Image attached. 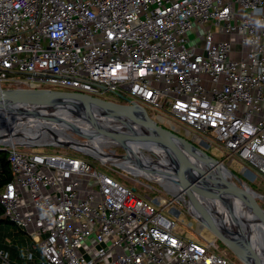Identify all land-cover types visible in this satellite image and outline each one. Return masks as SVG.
Masks as SVG:
<instances>
[{
  "label": "built area",
  "instance_id": "1",
  "mask_svg": "<svg viewBox=\"0 0 264 264\" xmlns=\"http://www.w3.org/2000/svg\"><path fill=\"white\" fill-rule=\"evenodd\" d=\"M16 89L112 93L264 181V0H0V91ZM3 149L0 223L29 234L42 264H232L88 159Z\"/></svg>",
  "mask_w": 264,
  "mask_h": 264
},
{
  "label": "bare ground",
  "instance_id": "2",
  "mask_svg": "<svg viewBox=\"0 0 264 264\" xmlns=\"http://www.w3.org/2000/svg\"><path fill=\"white\" fill-rule=\"evenodd\" d=\"M65 111L59 109L45 110V108H37L26 102H0V121L2 122L0 123V141L10 144L40 145L51 143L68 146L72 144V147H76H74L75 149L88 153L104 163H111L129 171L135 169L143 173L152 172L158 179L169 181L172 189L184 198L182 194L185 189H183V184L174 173V170L177 169L178 174L184 180V184H188V188H190L193 195L190 199L202 218H205L222 232H225L227 228L228 235L241 246L249 249L254 248L257 252L264 253V228L261 222L255 218L249 203H242L225 194L220 185L221 181L217 169H213L206 163L197 160L190 151L184 150L180 146H177L176 149H170L160 145L157 141L162 137L161 134L153 126L139 121L137 118L131 130L127 120L108 111H98V109L87 105L81 106L80 111H73L72 109ZM99 119L112 120L120 128L106 131L94 124L99 136L89 142L71 140L58 130L60 126H85L87 123ZM29 120L34 122L31 123ZM42 123L48 127H42ZM38 133L42 135L40 137L35 136ZM148 138H151L152 142H146ZM135 140H138L144 147L138 146ZM60 141H63V143H58ZM105 144L123 146L135 155L145 150L150 157L149 163H129L126 160L113 157L105 151ZM151 154L155 155L157 159L151 157ZM142 159L144 160L143 157ZM180 160L183 162L181 171ZM184 166H187V169ZM211 172L216 175L215 178ZM222 172L226 175L228 182L235 186L232 176L224 169H222ZM205 180H208L209 183L207 184ZM240 184L244 186L245 183L242 181ZM247 188L245 185V189ZM193 197L201 204L193 200ZM215 207L217 210H215ZM208 214L218 217L221 223L211 220ZM201 222L205 226L202 219ZM243 261L248 264H264V261L259 257H248L247 260L243 259Z\"/></svg>",
  "mask_w": 264,
  "mask_h": 264
},
{
  "label": "rangeland",
  "instance_id": "3",
  "mask_svg": "<svg viewBox=\"0 0 264 264\" xmlns=\"http://www.w3.org/2000/svg\"><path fill=\"white\" fill-rule=\"evenodd\" d=\"M212 31L215 32L219 38H224L223 36H221L222 34H219L221 30H218L215 26L212 27ZM107 98L114 102L124 101L123 99H120L118 96L112 93L108 94ZM149 113L150 115H155V112ZM33 122L34 121H32L31 123ZM0 123L2 122L0 121ZM174 123L176 122L174 121ZM94 124L100 126L106 131L108 129L120 128L117 123L112 120L99 119L94 122H89L85 126H60L58 130L61 133L67 135L71 140L89 142L93 139H97L99 136L94 128ZM42 125V127H48L44 123H42ZM158 125L160 124L158 123ZM180 134L183 136L185 135L184 129H181ZM135 142L138 146L142 148L144 147L138 140H135ZM58 143H63V141H60ZM70 145L68 146L64 144L42 143L40 145H36L35 147H28L23 145L21 146L24 147L26 150L68 154L71 156H78L88 159L91 164L98 170L112 176L128 188L134 189L136 194H138L139 196L143 198H149L155 203H161L156 204V206L159 210H163L164 214L169 215L171 219L175 221V233L177 235L183 236L184 238L190 241H194L201 245H207L209 243L215 242L216 247H213V251L225 254L232 264H246L231 248H229V246H227L217 236H215V234L212 233L206 225H202L201 220H199L193 215L187 201L181 196H179L172 189L169 181H162L158 179L156 175L152 172L143 173L135 169L129 171L111 163H104L88 153L75 149L76 147H72V144ZM213 145L214 146H212L209 150L208 148H204V150H206L210 155L214 156L219 161H224V165L227 166L236 176H238L245 183L243 186L244 188L246 185L255 193L263 196L260 197V202L264 207V181L260 177L257 178L256 181H254L252 178H249L243 173L244 167L247 165L237 160L231 162V159H226V154H223V152L217 149L215 143H213ZM104 149L107 154L118 159L126 160L129 163L147 164L150 160L149 154H147L145 150H143L142 153L135 155V153H131L128 150V154H126L125 149L119 145L105 144ZM1 155L2 154H0V168L3 169L4 159L8 160V154L4 153V156ZM142 157L145 161L142 159ZM151 157L157 159L156 156L153 154H151ZM184 168L187 169V166H184ZM232 180L236 187H240V181L235 180V178L233 177ZM186 198L188 200L189 196H187ZM189 200L193 205V210L197 214H199L195 204L192 202L191 199ZM164 201L165 203L174 201V204L171 207H175L176 209H178L181 212L180 215L177 217L175 215L169 214V208L163 207L164 204L162 203ZM198 203L201 204L199 201ZM215 210H217L216 207ZM208 216L211 218V220H214L215 222L219 221V223H221L218 217H215L211 214H208ZM225 232L226 234H229L227 228ZM40 251V247L33 241L31 236L25 233L21 228L17 227L15 224L6 223L0 226V253L3 254L4 259L10 262V264H42V256L40 255ZM4 259H0V264H6Z\"/></svg>",
  "mask_w": 264,
  "mask_h": 264
},
{
  "label": "water",
  "instance_id": "4",
  "mask_svg": "<svg viewBox=\"0 0 264 264\" xmlns=\"http://www.w3.org/2000/svg\"><path fill=\"white\" fill-rule=\"evenodd\" d=\"M0 102H8V103H21L26 102L30 105H33L37 108H45V110L49 109H59V110H70L80 111L81 106H90L98 109V111H108L109 113L116 114L118 117L127 120L130 129L132 130V126L134 122H136V118L139 121L146 122L149 125L153 126L157 132L161 134V138L158 139L157 143L162 146L168 147L170 149H176L177 146L180 148L190 151L194 157L206 163L208 166L213 169L218 170V175L220 177V185L224 190L225 194L228 197H231L235 200L241 201L242 203L247 202L252 207L254 216L261 222L262 227L264 228V207L260 202L261 195L255 193L250 188L245 189L243 186L235 187L230 184L226 178V175L222 172L224 169L230 176L234 177L235 180L242 182V180L236 176L227 166L224 165L223 161H219L214 156L210 155L207 151L198 147L191 141L182 138L171 131L165 129L164 127L158 125L151 117L148 115L147 111L140 105L132 103L131 105L118 104L98 98L90 97L86 94L76 93V92H68L61 90H27V89H16V90H4L0 91ZM66 112V111H65ZM42 134L38 133L35 136L40 137ZM34 140V138H33ZM145 141V139H144ZM146 142H152L151 138L146 139ZM10 144V143H6ZM28 147H35L36 144H20ZM123 147V146H122ZM124 148V147H123ZM126 154L128 151L124 148ZM3 152L6 153L7 150L3 149ZM183 166L182 160H180V171ZM176 169V168H175ZM174 173L179 178L180 182L183 184V189H185L182 196L187 201L193 215L199 220L205 223L207 228L215 234L222 242H224L229 248H231L242 260H247L248 257H259L262 261H264V253L257 252L254 248H247L241 246L238 242L234 241L228 234L222 232L213 224H210L205 218H202L199 214H197L193 208L192 203L189 200L192 198L191 190L188 188V184H184L183 178L178 174V170H174ZM213 173V172H211ZM210 173V174H211ZM214 177L216 175L213 174ZM205 179V178H204ZM207 179V178H206ZM206 181V180H205ZM207 184L209 181H206ZM187 196H189L187 200ZM263 197V196H261ZM193 200L197 201L196 198ZM10 223V222H8ZM263 249L262 247H260ZM245 262V261H244ZM246 263V262H245ZM248 264V263H246Z\"/></svg>",
  "mask_w": 264,
  "mask_h": 264
},
{
  "label": "trees",
  "instance_id": "5",
  "mask_svg": "<svg viewBox=\"0 0 264 264\" xmlns=\"http://www.w3.org/2000/svg\"><path fill=\"white\" fill-rule=\"evenodd\" d=\"M1 154H2L1 156H4V153H1ZM11 180H12V175L10 172L9 163L7 160L4 159V166L2 169V173L0 175V187L3 186L5 183L10 182ZM8 221L9 220H7V219H3L2 222L0 223V226L2 224L8 223ZM40 255H41V251H40Z\"/></svg>",
  "mask_w": 264,
  "mask_h": 264
}]
</instances>
